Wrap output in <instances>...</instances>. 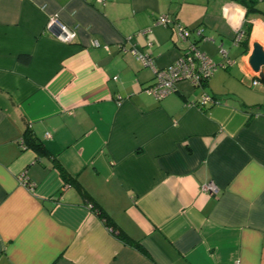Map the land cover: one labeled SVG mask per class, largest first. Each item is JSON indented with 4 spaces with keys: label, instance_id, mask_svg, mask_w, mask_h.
I'll use <instances>...</instances> for the list:
<instances>
[{
    "label": "crops",
    "instance_id": "crops-1",
    "mask_svg": "<svg viewBox=\"0 0 264 264\" xmlns=\"http://www.w3.org/2000/svg\"><path fill=\"white\" fill-rule=\"evenodd\" d=\"M253 1L247 16L235 0H0V264H264V80L248 63L252 43L264 48V0ZM160 14L230 63L157 100L143 92L152 69L119 45L172 64L188 42ZM203 93L218 102L191 104Z\"/></svg>",
    "mask_w": 264,
    "mask_h": 264
},
{
    "label": "built area",
    "instance_id": "built-area-1",
    "mask_svg": "<svg viewBox=\"0 0 264 264\" xmlns=\"http://www.w3.org/2000/svg\"><path fill=\"white\" fill-rule=\"evenodd\" d=\"M96 1L98 3L104 2V0ZM154 22L162 26L171 27L177 39L183 42H188L183 53L172 64L164 68H157L153 65L152 59L149 56L138 52L134 47L125 49L123 44H120L119 46L122 48L123 52L129 53L136 59L140 60L142 64L149 66L152 69L153 81L143 89V92L154 97L155 99H163L174 92L175 83L177 81L185 80L194 87H200L213 75L218 67H224L230 63L229 60H226L224 63H216L204 52L200 51L194 42L188 41L191 30L174 20L169 14L158 15L155 17ZM48 25H57L59 27L60 32L56 37L62 42H70L75 38V31L59 22V20L55 17L49 20ZM149 31L150 30H144L141 32V34L144 35ZM194 32L197 35H201L200 29H195ZM243 37V30L238 29L234 37L235 43H240ZM92 45L94 47H102L107 49V44L101 45L97 40H93ZM220 52L226 59L227 53L222 47L220 48ZM113 79L116 80L117 77L114 76ZM258 84V80L252 81L253 86ZM217 102L218 101L212 98L210 95L203 93L191 104H195L198 107H205L208 104H216ZM47 136L48 133L46 134V137ZM19 182L24 186H31L25 174H21L19 176ZM202 190L215 192L216 188L210 183L203 185Z\"/></svg>",
    "mask_w": 264,
    "mask_h": 264
},
{
    "label": "trees",
    "instance_id": "trees-1",
    "mask_svg": "<svg viewBox=\"0 0 264 264\" xmlns=\"http://www.w3.org/2000/svg\"><path fill=\"white\" fill-rule=\"evenodd\" d=\"M239 4L243 5L246 8V15L250 12H253L256 10L255 8V3L253 0H235ZM249 25L248 23L245 24L244 28L242 29L244 32V37L241 40V44L246 45L248 34H249ZM29 137V136H28ZM25 141L27 145L31 148L34 149L37 153H43L45 151L43 145L40 142H36L34 138H25ZM58 170L60 171L61 176L63 179L68 183L71 182L74 186L77 187L78 191L82 194V196L87 200V201H93L90 195L79 185L76 179L70 180V177L67 176L66 172L62 169L60 165H56ZM94 210L97 212L98 216L103 220L104 224L110 228V230L116 234V236L123 242L127 244H133L130 239L126 236L124 232L119 230L116 225L114 224L113 220L110 218V216L102 210L94 201H93V206Z\"/></svg>",
    "mask_w": 264,
    "mask_h": 264
},
{
    "label": "water",
    "instance_id": "water-1",
    "mask_svg": "<svg viewBox=\"0 0 264 264\" xmlns=\"http://www.w3.org/2000/svg\"><path fill=\"white\" fill-rule=\"evenodd\" d=\"M248 63L253 71L257 72L259 77L264 80V48L256 42L252 43Z\"/></svg>",
    "mask_w": 264,
    "mask_h": 264
}]
</instances>
